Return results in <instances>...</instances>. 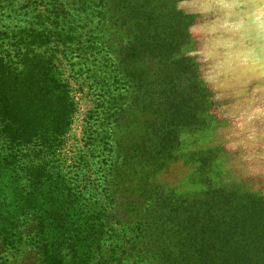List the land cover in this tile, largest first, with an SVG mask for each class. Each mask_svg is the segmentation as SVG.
Listing matches in <instances>:
<instances>
[{"label":"trees","instance_id":"obj_1","mask_svg":"<svg viewBox=\"0 0 264 264\" xmlns=\"http://www.w3.org/2000/svg\"><path fill=\"white\" fill-rule=\"evenodd\" d=\"M178 1L0 0V264H264L240 211L156 180L203 124ZM65 58L96 95L74 151Z\"/></svg>","mask_w":264,"mask_h":264},{"label":"rangeland","instance_id":"obj_2","mask_svg":"<svg viewBox=\"0 0 264 264\" xmlns=\"http://www.w3.org/2000/svg\"><path fill=\"white\" fill-rule=\"evenodd\" d=\"M176 9L187 17L184 56L203 91L197 102L194 88L203 124L181 136L179 159L156 180L183 208L195 209L207 195L215 209L240 211L264 233V0H180ZM61 68L76 103L65 145L74 151L96 95L77 59L65 58ZM25 259L17 264H31Z\"/></svg>","mask_w":264,"mask_h":264}]
</instances>
